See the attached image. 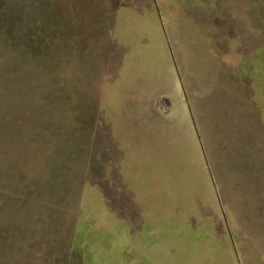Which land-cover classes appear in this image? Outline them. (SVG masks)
Returning a JSON list of instances; mask_svg holds the SVG:
<instances>
[{"label": "rangeland", "instance_id": "obj_1", "mask_svg": "<svg viewBox=\"0 0 264 264\" xmlns=\"http://www.w3.org/2000/svg\"><path fill=\"white\" fill-rule=\"evenodd\" d=\"M28 1L0 23V264H69L74 238L121 239L130 264H264V197L225 183L224 209L193 111L169 148L119 140L132 86L179 77L187 34L264 83V0H45L46 25Z\"/></svg>", "mask_w": 264, "mask_h": 264}, {"label": "crops", "instance_id": "obj_2", "mask_svg": "<svg viewBox=\"0 0 264 264\" xmlns=\"http://www.w3.org/2000/svg\"><path fill=\"white\" fill-rule=\"evenodd\" d=\"M208 36L206 31L205 37L197 39L187 34L184 38L179 77L170 67L167 76L144 79L132 86L127 109L122 110V115H131V122L126 130H121L119 140L133 139L135 143L145 144L150 132L148 137L151 135L161 145V137L170 139L173 133L176 135L172 128L181 131L186 125L191 127L188 116L193 111L209 149L214 173L221 180L217 193L227 210L224 189L219 190L225 188V183L233 189V194L234 187L243 185L251 195L264 197V83L262 77L240 72L226 59V53L210 44L212 38ZM176 107L184 118L187 116L184 125L176 120L164 123ZM169 139L165 140L167 147L173 142ZM194 146L200 150L196 143ZM246 189L241 202L245 204V212L252 211L248 206L253 200L249 191L245 193ZM261 201L264 206V200ZM253 219L264 227L263 211L259 210Z\"/></svg>", "mask_w": 264, "mask_h": 264}, {"label": "trees", "instance_id": "obj_3", "mask_svg": "<svg viewBox=\"0 0 264 264\" xmlns=\"http://www.w3.org/2000/svg\"><path fill=\"white\" fill-rule=\"evenodd\" d=\"M35 4V1H31ZM27 4H30L28 0H11V4L8 3L7 0H0V23L8 24L6 29V34L10 36L11 29L10 26L14 27L16 23H18L19 19L17 17L19 16L20 12L22 11V8L26 6ZM47 2L45 0H38V2L35 5L34 10V17L39 18L42 22V18L44 15V18L48 24V18L47 13H52V15H57L58 12L56 9L52 10V12L47 11ZM21 10V11H20ZM28 8L26 6V14L28 16ZM40 13H42V16H40ZM40 16V17H39ZM16 17V18H15ZM59 19V17L57 18ZM40 22V24H41ZM42 25L44 22H42ZM25 40L20 42V45L23 46V48H27L29 46L26 36H24ZM43 38L40 37V43L43 44ZM39 43V44H40ZM40 190V189H39ZM41 191V190H40ZM124 242L119 239L115 240V243L112 244L110 247L106 248L105 246H101L102 244L97 242H88L86 245H81V241L79 239L74 238L73 244L71 241L70 248L72 249V257L69 259V264H130L127 260L122 258V253L125 250L124 249ZM75 260V261H73Z\"/></svg>", "mask_w": 264, "mask_h": 264}]
</instances>
